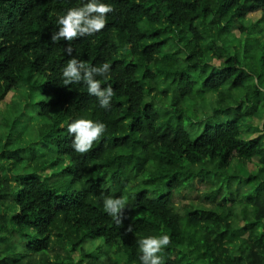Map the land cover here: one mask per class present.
Here are the masks:
<instances>
[{
    "label": "trees",
    "instance_id": "trees-1",
    "mask_svg": "<svg viewBox=\"0 0 264 264\" xmlns=\"http://www.w3.org/2000/svg\"><path fill=\"white\" fill-rule=\"evenodd\" d=\"M104 2V29L52 43L80 0H0V102L26 96L0 112V264H140L137 241L161 233L164 264H264V127L251 126L264 117V0ZM72 57L111 65L97 77L115 92L108 110L83 82L63 85ZM79 117L106 125L83 154L67 132ZM248 126L263 132L247 140ZM235 158H258L256 173L231 174ZM197 181L212 185L211 206L181 211L175 195ZM106 195L125 199L121 224Z\"/></svg>",
    "mask_w": 264,
    "mask_h": 264
},
{
    "label": "clouds",
    "instance_id": "clouds-1",
    "mask_svg": "<svg viewBox=\"0 0 264 264\" xmlns=\"http://www.w3.org/2000/svg\"><path fill=\"white\" fill-rule=\"evenodd\" d=\"M80 7L67 9L56 19L58 30L52 32L51 41L61 40L71 42L74 38L92 36L104 29L107 23V14L113 11L110 4L104 0H80ZM72 56V48L66 50ZM111 65L107 62L98 66L89 67L82 60L72 57L62 69L64 86L83 82L87 86L90 96L98 100V106L108 110L115 92L111 85L101 86L97 77L108 78ZM67 132L71 136V148L76 153H87L94 142L98 141L106 132V125L84 117L73 119L67 124ZM126 201L122 197L106 195L103 197V209L117 224L122 223V214ZM131 231V225L127 229ZM170 237L167 234L148 235L140 238L138 244V259L140 264H164L163 251L169 245Z\"/></svg>",
    "mask_w": 264,
    "mask_h": 264
},
{
    "label": "rangeland",
    "instance_id": "rangeland-1",
    "mask_svg": "<svg viewBox=\"0 0 264 264\" xmlns=\"http://www.w3.org/2000/svg\"><path fill=\"white\" fill-rule=\"evenodd\" d=\"M261 12H254L250 13L246 21L251 23V24H256L260 19H261ZM264 28V27H263ZM242 25L241 24H234L231 28H229V31L233 34H235L239 38H243L246 35V32H242ZM264 31V29L262 30ZM262 41H264V32L263 35L261 36ZM219 42V41H218ZM129 55V58H132V53L130 49H127L126 52ZM211 65H214L216 67H219L221 65V61L214 57L211 61ZM152 68V67H151ZM20 101L23 104L26 103V96H25V89L23 87L10 92L9 94L6 95L3 101L0 102V112L5 111L8 106L12 105L14 102ZM19 125L22 126H29L30 128H34V124L32 122H29L27 120H22L18 122ZM251 126L252 127H257L263 129L264 127V117L263 116H256L253 118L251 121ZM251 126L244 127L243 132H242V137L250 140L253 138L258 137L259 135L262 134L263 131L259 130H251ZM54 156H52L53 158ZM259 159L255 158L251 162H243L239 158H235L229 167V172L234 175H238L239 177H249L250 175H253L257 171V163ZM70 163L69 159L64 160L59 166H53L49 164L46 168L40 171L41 175L43 178L52 176L61 169L65 168L68 164ZM234 189H238V185L234 183ZM211 184L208 182L200 183L197 181V185L195 190L193 191H188V190H183L181 194L175 195V202L178 205L179 209L181 211H184L188 207H193V208H200V207H209L211 206L210 201L206 198V194L210 192ZM249 189L248 185H243L242 189H240L241 192L247 191ZM76 260L80 258V254L78 252H74V255Z\"/></svg>",
    "mask_w": 264,
    "mask_h": 264
}]
</instances>
